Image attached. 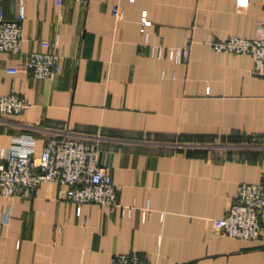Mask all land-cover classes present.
Wrapping results in <instances>:
<instances>
[{"label": "crops", "instance_id": "1", "mask_svg": "<svg viewBox=\"0 0 264 264\" xmlns=\"http://www.w3.org/2000/svg\"><path fill=\"white\" fill-rule=\"evenodd\" d=\"M23 3V48L0 50V94L32 104L0 116V155L39 153L57 133L95 139L120 205H78L51 180L29 196L0 191V264H110L120 252L148 264H264V232L241 239L214 225L240 183H264V76L249 53L212 44L257 35L264 0ZM0 6L12 17L19 0ZM47 40L61 66L39 79L25 62ZM188 41L187 60L169 56Z\"/></svg>", "mask_w": 264, "mask_h": 264}, {"label": "built area", "instance_id": "2", "mask_svg": "<svg viewBox=\"0 0 264 264\" xmlns=\"http://www.w3.org/2000/svg\"><path fill=\"white\" fill-rule=\"evenodd\" d=\"M67 1L87 4L89 0H55L58 6ZM113 11L122 16L124 9L114 5ZM23 0H19L16 14L8 17L0 6V50L19 53L24 42ZM150 19L144 14L143 25ZM257 35H232L214 39L217 50L249 53L254 61L253 72L264 76V22L258 24ZM46 50H33L27 56L25 68L34 77L48 78L60 70L61 54L55 41H42ZM162 51V47H160ZM190 41L182 46L170 47L169 56L182 61L189 58ZM19 67H8L16 72ZM31 99L17 91L0 94V116L21 113L31 106ZM67 185V197L82 205L98 202L116 208L120 205L121 185L115 183L108 167L99 160L98 142L86 136L57 133L49 137L39 153L33 147L17 148L0 155V191L6 195L29 196L44 181ZM215 228L226 235L241 239H256L264 232V183L242 182L238 194L226 213L214 220ZM110 264H148L137 252L115 253ZM181 264H197L185 262Z\"/></svg>", "mask_w": 264, "mask_h": 264}]
</instances>
